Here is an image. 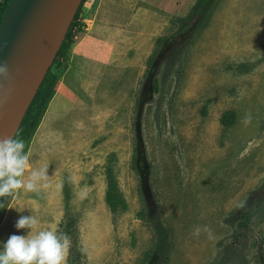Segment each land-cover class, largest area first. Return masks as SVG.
<instances>
[{
    "label": "rangeland",
    "instance_id": "rangeland-1",
    "mask_svg": "<svg viewBox=\"0 0 264 264\" xmlns=\"http://www.w3.org/2000/svg\"><path fill=\"white\" fill-rule=\"evenodd\" d=\"M195 2H146L152 20L147 26L145 18L142 33L148 38L130 37L123 57L109 65H91L68 51L53 68V96L32 139L24 142L29 168L23 178L46 166L41 185L47 187L10 194L0 241L27 235L30 229L14 225L32 214L38 220L33 231L67 237L62 264H160L152 250L154 224L142 218L144 210L169 230L166 264H261L264 0H218L167 79L169 67L162 65L164 84L155 93L153 74L195 25L198 15L184 19ZM93 3L85 2L73 43ZM161 36L162 51L148 72ZM66 71L72 83L60 93ZM226 112L234 115L231 125L222 121ZM108 166L125 202L116 211L105 200ZM18 198L23 205L14 219L9 206ZM247 200L256 208L237 241L233 213ZM76 237L80 248L70 259Z\"/></svg>",
    "mask_w": 264,
    "mask_h": 264
},
{
    "label": "water",
    "instance_id": "water-1",
    "mask_svg": "<svg viewBox=\"0 0 264 264\" xmlns=\"http://www.w3.org/2000/svg\"><path fill=\"white\" fill-rule=\"evenodd\" d=\"M83 0H9L0 25V136L16 135Z\"/></svg>",
    "mask_w": 264,
    "mask_h": 264
},
{
    "label": "trees",
    "instance_id": "trees-1",
    "mask_svg": "<svg viewBox=\"0 0 264 264\" xmlns=\"http://www.w3.org/2000/svg\"><path fill=\"white\" fill-rule=\"evenodd\" d=\"M87 0H83L78 8V11L75 15V18L73 22L71 23V26L69 27V30L66 34V37L57 53L56 58L54 59L53 64L49 68L44 80L42 81L37 94L35 95L34 99L32 100L23 120L22 123L15 135L16 138L22 139L24 142H28L32 139L39 122L41 118L43 117L48 103L50 99L53 96L54 90H55V84L57 81V75L53 71L54 67H60L61 60L65 58L68 51H71V48L73 46L74 38L76 36V32H74V27L77 25V21L80 19V16L82 14L83 6ZM9 0H0V25L2 22L3 15L5 13L6 7L8 5ZM218 0H197V2L194 3L192 6V9L190 12L185 16V20H190L193 17L197 16L196 23L191 29V31L186 36V40L181 45H177L171 50L166 53L164 58L161 61V65L158 66V70L154 72L152 77V87L153 91L155 93H158L161 91V88L164 84V81L162 80V77H159L162 65L166 64L169 69L168 72L164 74V78L167 79L171 72H173L175 66L180 63V54L183 52V48H186L187 45L190 43V39L198 33L199 30H201L208 22L212 11L217 6ZM193 37V38H194ZM166 37L161 36L157 39V43L159 45L158 49L153 52V54L148 59V72L152 69L154 66V63L161 53L162 44L164 43ZM223 123L227 125L233 124L234 121V115L231 112H226L223 117ZM10 194L5 197H0V204H3L4 207H0V222L2 219V215L4 213V209L7 205L8 198ZM105 200L108 206L112 211H116L118 207H124L125 202L122 198V194L120 192L117 180L114 176L113 170L111 166L107 167V189H106V195ZM255 205L253 204V200H247L244 202L234 213V219L236 221V229L238 232L237 234V241L240 238V235L244 234V230L248 229L251 225V220L253 217V213L255 210ZM142 218L146 221L154 224L153 225V231H154V243H153V253L158 256L159 263L160 264H166L170 259V250L172 248V243L170 241V234L169 230L165 228V226L158 227L152 219L149 218L146 211L141 212ZM73 243H71V252H70V259L72 256V253L74 254V251L77 248H80L79 246V240L78 237L76 239L73 238ZM81 251V250H80ZM260 263L264 264V258L260 259Z\"/></svg>",
    "mask_w": 264,
    "mask_h": 264
},
{
    "label": "clouds",
    "instance_id": "clouds-1",
    "mask_svg": "<svg viewBox=\"0 0 264 264\" xmlns=\"http://www.w3.org/2000/svg\"><path fill=\"white\" fill-rule=\"evenodd\" d=\"M7 74V65L0 64V76ZM24 149L22 139L0 136V197L21 188L37 191L40 186L47 187L46 183L41 185L47 179L46 166L32 169L28 178H23L29 168V155ZM0 207H4L3 204ZM37 225L38 220L32 214L16 220L15 228L30 231L27 235L11 234L6 241H0V264H62L68 247L67 237L51 230L33 231Z\"/></svg>",
    "mask_w": 264,
    "mask_h": 264
},
{
    "label": "crops",
    "instance_id": "crops-1",
    "mask_svg": "<svg viewBox=\"0 0 264 264\" xmlns=\"http://www.w3.org/2000/svg\"><path fill=\"white\" fill-rule=\"evenodd\" d=\"M146 2L151 0H94L90 12L85 13L86 24L71 48L72 55L82 56L94 66L109 65L113 60L121 59L130 37L148 38L142 33L145 18H148L147 26L152 20V11ZM77 68L75 66L74 70ZM67 72L59 84L60 93L67 92L71 86L72 73L69 76ZM59 96L62 97L61 94ZM22 205L23 201L18 198L9 206V213L14 219L17 208Z\"/></svg>",
    "mask_w": 264,
    "mask_h": 264
}]
</instances>
